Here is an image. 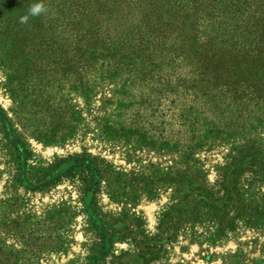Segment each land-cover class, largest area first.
<instances>
[{
	"label": "rangeland",
	"instance_id": "obj_1",
	"mask_svg": "<svg viewBox=\"0 0 264 264\" xmlns=\"http://www.w3.org/2000/svg\"><path fill=\"white\" fill-rule=\"evenodd\" d=\"M130 2L90 3V64L84 75L77 74L83 64L78 58L81 32L61 27L44 37L47 52H56L49 66L56 70L51 108L32 87L35 75L26 72L36 64L30 56L26 59L27 37L33 39L41 30L19 32L13 45L0 47V106L15 136L31 151L30 173L58 157L84 152L98 157L107 172L97 195L99 208L109 222L141 220L146 234L154 236L162 215L177 201L172 184L177 170L191 166L203 171L206 183L224 196L226 167L247 147L256 156L237 177L242 206L236 200V208L225 210L231 229L220 232L221 213L204 207L201 219L186 224L150 264H264V102L249 96L233 104L219 94L215 102L222 105L214 112L210 94L218 89L211 81L193 84L191 65L176 59L168 46L171 40L150 30L145 44L140 38L138 26L157 18L147 16L143 7L152 5L162 18L158 29L167 22L159 11L163 4L147 0L139 9ZM93 4L101 11L122 8L126 14L109 18L92 9ZM58 6L54 12L69 13V3ZM47 13L50 18L49 8ZM163 27L161 31H169ZM127 38L147 48L139 60L121 58L120 49L111 59L91 51L95 40L114 46ZM17 161V151L0 127L1 264L8 257L14 264H90L98 238L85 211L81 182L70 177L48 192L27 191L16 182ZM126 253L131 254L126 260L138 253L131 238L116 241L97 263L116 264Z\"/></svg>",
	"mask_w": 264,
	"mask_h": 264
},
{
	"label": "trees",
	"instance_id": "obj_2",
	"mask_svg": "<svg viewBox=\"0 0 264 264\" xmlns=\"http://www.w3.org/2000/svg\"><path fill=\"white\" fill-rule=\"evenodd\" d=\"M44 1L0 0V47L13 45L15 36L19 32L25 34L31 28L41 30L42 33L33 35L35 38L27 37L26 59L30 56L31 61L36 64L34 67L28 66L26 72L30 73L29 75H35L32 87L39 93L41 92L40 96L44 97L42 101L51 108L53 104L50 92L53 86L51 77H54L56 70L49 66L52 65L51 60L56 52L55 50L54 54L47 52L50 46L48 48L45 38L51 31L61 27L72 26V29L81 32L79 34L80 57L78 58L83 64L78 67L79 73L77 74H86L87 65L90 64V5L100 0H48L49 3ZM105 1L108 0H103ZM146 1L131 0L130 3L141 9ZM154 1L163 4V8H159V11H162V16L167 18V22L155 29L159 23H162V18L152 9V5L149 4L148 9L143 7L148 12L147 16H157L155 20H152L153 22L148 21L138 26L141 31L139 34L142 36L140 38L144 40L143 44L146 41L144 34L149 30L156 36L161 33L163 38L171 40L168 46L170 50L173 49L176 59L187 61L191 65L192 74L195 75L193 84L211 81L209 83H214L213 86L218 89L210 94L214 99V101H209L214 103V106L210 105L213 107L211 109L215 110L214 112L222 105L215 102V99L221 98L222 95L233 104H240L249 96H253L254 98L250 97L253 100L259 99L264 102V0ZM59 3H69L68 14L54 12L55 8H59ZM111 3L115 5L114 2ZM36 5H40L43 12L34 15L30 10ZM74 6L75 10H72ZM48 8L50 18L47 13ZM92 9L109 18L116 17L119 13L126 14L121 11L122 8L113 11L109 7L101 11L93 4ZM100 22L95 23L94 27L99 26ZM164 25L169 29L168 32L161 31ZM127 39L114 46L107 44L106 41L95 40L91 51L95 57L111 59L118 55V49H120L121 58L139 60L147 48L143 49L134 40ZM35 50L39 51L38 56L33 54ZM69 52V50L66 51L67 57L73 61ZM148 57H151L149 52ZM60 59L58 57L57 60ZM72 70L77 69L73 67ZM203 89L208 88L203 87ZM0 127L8 142L17 151L16 182L25 190L48 192L70 177H77L81 182L85 211L90 218L91 229L98 238V248L88 258L90 264H98L97 262L105 260L114 243L127 238L133 240L138 253L134 258L127 260L126 257H130L131 254L126 253L118 258L116 264H139L140 262L150 264L157 259L166 244L174 242L179 237L186 224L198 222L201 219L204 207L207 206L221 213L217 217L220 232L231 229L232 218L225 210L230 206L236 208V200L238 206H242L243 199L239 191L237 192V177L249 167L248 164L254 162L252 158L256 156V153L244 147L232 158V162L225 170L224 196H220L206 183L203 171L193 170L191 166L184 171L177 170L172 178L177 201L162 215L156 234L149 236L144 231L141 220L118 218L113 219L114 222H109V216L99 208L97 195L107 178V172L98 157L91 156L87 152L58 157L40 171L31 174L28 169V160L32 156L31 151L24 141L15 136L12 122L1 106ZM2 259V249H0V264ZM4 264L14 263L8 257Z\"/></svg>",
	"mask_w": 264,
	"mask_h": 264
},
{
	"label": "clouds",
	"instance_id": "obj_3",
	"mask_svg": "<svg viewBox=\"0 0 264 264\" xmlns=\"http://www.w3.org/2000/svg\"><path fill=\"white\" fill-rule=\"evenodd\" d=\"M40 10H41V6L40 5H36L30 11L35 15V14H38L40 12Z\"/></svg>",
	"mask_w": 264,
	"mask_h": 264
}]
</instances>
